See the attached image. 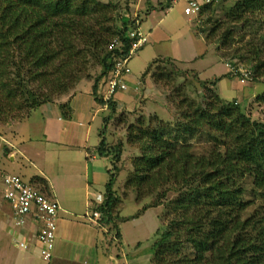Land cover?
<instances>
[{
	"label": "trees",
	"instance_id": "16d2710c",
	"mask_svg": "<svg viewBox=\"0 0 264 264\" xmlns=\"http://www.w3.org/2000/svg\"><path fill=\"white\" fill-rule=\"evenodd\" d=\"M221 1L227 0L202 5L197 17L213 14ZM230 1L224 13L226 23L244 29L243 36L248 34L250 39L234 46L231 40L222 41L219 48L228 51L223 55L230 54L228 64L233 70L221 77L240 76V66L231 59L246 56L253 67L245 68V72L255 81L264 77V0ZM146 3L145 15L169 7L171 0ZM127 5L131 8L128 1ZM115 7L100 0H0V123L29 117L53 96L66 94L88 77L96 106L106 105L108 112L96 146L98 156L108 160V178L102 202L92 204L91 209L100 213L102 225L111 227L115 244L121 245L120 222L160 206L156 200L140 203L148 195L155 197L153 189L160 182L176 190L175 196L166 198L160 207L178 214L167 224H160L144 241L152 253V264H264V208L260 212L256 209L259 214L242 217L247 207L243 201L244 177L253 181V195L264 199V121L252 120L236 101L223 100L216 89L217 79H201L197 71L188 73L200 85L201 102L187 94V87L192 85L187 80L180 87H172L167 96L179 112L174 123L155 113L139 115L127 123L126 142L140 154L130 160L132 170L125 179L123 194L132 190L140 207L129 216H121L119 209L118 214L115 212L122 200L115 189L122 142L109 145L104 134L109 120L125 125L127 114L133 110L115 116L116 99L103 97L113 56L128 52L131 38L127 34L138 28L142 18L133 16L132 9L130 14L112 18ZM221 34L231 38L232 32L223 30ZM113 39L122 46L110 49ZM161 58L162 65L158 59L149 63L140 76V85L147 76L166 87L175 80L181 71L166 67L175 66V59ZM95 65L98 72L91 77ZM254 102L264 104V91L256 94ZM70 103V98L57 103L65 119L72 117ZM200 141L209 145L203 153L195 154L193 147ZM46 183L38 175L29 180L42 192L48 191Z\"/></svg>",
	"mask_w": 264,
	"mask_h": 264
},
{
	"label": "rangeland",
	"instance_id": "374dc122",
	"mask_svg": "<svg viewBox=\"0 0 264 264\" xmlns=\"http://www.w3.org/2000/svg\"><path fill=\"white\" fill-rule=\"evenodd\" d=\"M100 1L111 2L116 5L112 18L126 13L130 14L132 9V15L134 16V14H136V17H142L143 20L145 14L144 10H141L142 6H146L147 8L146 0H127L128 3L131 4V8L127 5L126 0ZM230 6V0L221 1L214 6L215 11L213 14L195 17L185 15L183 13L182 2H178L171 7L172 9L170 11L165 12L164 10L157 9L146 17L148 20L144 19V22L142 23L143 26L146 28L150 27L155 34V38L150 40L148 44L143 47L144 49L142 48L143 50H140L141 52L138 51L139 54L137 53L131 57L129 67L134 78L138 79L139 76H141V73H143L149 63L154 59H158V63L161 64L163 60L161 57L175 59V66L170 67L167 65L166 67H168L170 71L177 72L179 69L178 71L181 72L176 73V78L169 87L164 86L163 82L155 83L152 81L150 76H147L148 78H145L144 83H141V85L140 83L138 84L136 92L133 94L131 92H127L128 95L126 98L119 100V106L117 107V113L115 116L118 115L120 111H127L126 109L133 110L132 113L127 114L126 124H117L115 120L108 121L104 134L107 142L109 145H115L118 142H122V154L120 156V158H122V162L117 164L119 171L115 182V189L118 197L119 199L122 198L120 205L117 206V209H115L117 214L118 209L122 215H129L134 213L140 207L134 200V192L132 190H128L126 195L123 194L125 179L127 174L132 170L130 160L135 155L140 154L137 148L130 146V144L128 145L126 142V125L130 121L134 122L136 117L139 115L146 116L154 113L160 119L174 123L179 116V112L177 111L175 105L166 99L167 96L170 97L172 87H180V85H183L185 80L192 84L187 87V94L195 101L201 102L203 92L200 85L195 81L191 74L188 73V71H197L201 79H217L216 89L223 100L236 101L240 109L245 110L252 120L264 121V104H257L254 102L256 94H260L264 91V77H259L255 81H250L249 78L242 75L221 77V75L227 71L228 68L225 64H228V60L231 57L230 54L227 56L223 55L228 52L226 49L219 48V45H222V41L224 42V39L229 41L231 40L232 46H234L236 43L248 42L250 39L248 34L243 36L244 29H239L226 23L227 19L224 13ZM203 30H205V32L200 34L199 32H202ZM223 30H229L232 32L231 38L228 36L223 37L226 36L221 34ZM261 31L262 30H260V32ZM206 35L208 36L207 40L204 38ZM241 37L242 40H240ZM245 57L246 56H244V59H231V62L239 65V68L243 67L250 69V67H253L252 63H249V59H245ZM93 71L94 72H92L91 77L98 72V66L95 65V67H93ZM87 78L88 77L82 78L80 82H78L73 89L71 88V90H69L66 94L53 96V100L51 102L42 104L38 109L31 112L30 116L35 113L32 118L28 119L27 117L21 121L14 119L8 124L0 123V165L3 170L7 172V174H19L25 181H29V179L35 176L34 173L37 166L49 172L47 163L39 159L35 153L32 155H26V157L20 154V158L16 156L15 161H10L8 159V155L10 151L14 150V148L10 147V149L8 147L9 143H6L12 141L17 147L23 148L25 145L19 143L20 139L15 133H18L21 138L22 134L28 136L29 134L27 132L32 133L30 128H34L35 130L40 123L37 118V113L41 112V116L43 118H47V113L45 112L46 109H58L57 103L62 101V99L71 92L80 91L83 97L88 99L85 94L88 90H90L91 81L87 80ZM107 113L108 112L106 111H104V114L103 112H100L96 117L94 122L95 125L93 127L94 136L92 135V141H95L96 139V142L99 143V132L103 127V117ZM32 123L36 125L34 126ZM36 131L37 129L35 130V133L38 132ZM23 138H33V141L28 145L30 148H36V146L43 147L42 142L34 141L35 137L33 135H31V137L24 136ZM208 145L206 142L200 141L194 145L193 151L195 154L203 153V151L207 149ZM16 154L19 155L18 153ZM95 155H98L97 152H94L93 156ZM102 159L105 161V157H102ZM46 182L49 186L48 181ZM59 182H63V179H60ZM242 185H244V188L246 189L243 201L247 204L246 210L242 214L244 219L254 213L259 214L260 208H264V199L253 195L251 190L253 181L250 177H244ZM1 186L2 183L0 178V264H28L21 260L22 251L26 249L20 247L18 242L27 240L30 235L36 234L38 226L36 224H26L20 228L23 231L26 230V234L22 233L20 235H16L14 233L7 232L5 226L13 227L14 223L10 214L8 216V211H5L7 206L1 195L3 193V187L1 188ZM175 191L176 190L172 189L171 184H167V186H165L159 182L158 186L153 189L155 197H153L154 194L152 197L148 195L143 198L140 203L144 204L149 201V204H151L152 200H156L161 203V206L164 204L166 198L172 199V197L175 196ZM98 194L102 195L101 193H97L94 199H96ZM157 194L159 196H157ZM160 208L161 224H167L171 218L178 214H169L166 209L162 207ZM90 209L85 211V213H89ZM256 209H258L259 212H257ZM86 214L83 215V219L91 224H94L86 217ZM109 229L111 230V227ZM111 241H113V239L109 240V242ZM34 263L42 264L43 262L40 258H34Z\"/></svg>",
	"mask_w": 264,
	"mask_h": 264
},
{
	"label": "crops",
	"instance_id": "0c3cea01",
	"mask_svg": "<svg viewBox=\"0 0 264 264\" xmlns=\"http://www.w3.org/2000/svg\"><path fill=\"white\" fill-rule=\"evenodd\" d=\"M148 1L156 5L157 2L163 0ZM157 9L168 12L172 8H156L146 14L143 20L140 19L141 22H139L138 27L142 33L148 34L149 41L155 38V34L150 27L146 28L142 23L149 14ZM141 10H145V6H142ZM126 83L127 90L118 93L115 97L117 107L119 100L126 98L127 92L132 94L136 92L140 83V76L135 79L130 72ZM85 96L88 99H85L80 91H74L63 98L64 100L70 98L72 117L69 119L60 116L58 109L47 108L45 111L47 118H43L41 112H38L37 118L40 123L36 128L37 133H35L36 129L34 130V128H30L32 133L27 132L28 136L22 134V138L19 137L18 133H15L20 139L19 143L25 145L23 148L17 147L12 141L6 143H9V148H14L8 155L10 161H15L16 156L20 158L21 155L26 157V155L35 153L39 159L47 163L49 172L37 166L34 175L41 176L48 181V191L44 193L57 200L60 206L51 259L49 261L42 260L37 247L31 241L30 247L22 251L21 260L28 264H36L34 258H40L42 264H152V253L144 241L161 224L160 206L150 207L141 216L120 222L118 232L121 245L115 244L116 235L112 234L107 226L101 223L98 225L91 224L83 219V215L86 214L85 211L89 210L92 204H95V195L97 193L103 195L104 185L108 178L106 172L108 160L106 157L104 161L101 156H93L98 143L96 139L92 141L94 122L98 114L100 112L104 114V111L96 106L91 94V87ZM33 115L29 116L28 119L32 118ZM31 135L35 137L34 141L42 142L44 148L37 146L30 148L28 145L33 141V138L24 139L23 137H31ZM6 173L0 165V178L2 174ZM17 175L22 178L21 175ZM60 179H63V182H59ZM23 181L29 183L24 179ZM6 206L5 211H8L9 216L10 209L7 203ZM120 215L129 216L131 214L122 215L120 212ZM5 229L8 233L16 235L27 233L26 230L18 229L14 225L13 227L5 226ZM111 239L113 241L109 242ZM28 240H33L31 235Z\"/></svg>",
	"mask_w": 264,
	"mask_h": 264
},
{
	"label": "built area",
	"instance_id": "2783aa9c",
	"mask_svg": "<svg viewBox=\"0 0 264 264\" xmlns=\"http://www.w3.org/2000/svg\"><path fill=\"white\" fill-rule=\"evenodd\" d=\"M216 1L218 0H171V4L182 2L185 15L197 16L202 5H208ZM128 37L131 38L128 52L120 57L113 56L114 64L107 80L104 100L127 90L126 79L131 72L129 61L148 40L147 36L139 29L129 32ZM121 46V42L117 39H113L109 44L110 49L120 48ZM238 71L242 76L250 78L249 73L245 72V68H238ZM106 107L104 105L103 109ZM1 183L3 187L2 197L9 206L13 225L20 229L26 224H36L38 230L36 234L31 235L32 241L37 247L41 259L49 261L54 249L58 210L60 209L57 200L24 182L18 175L2 174ZM94 200L96 204L101 203L102 195L98 194ZM86 217L94 224H100V213L98 211L92 210L86 214ZM30 243L31 240L27 239L20 241L18 245L23 249H28Z\"/></svg>",
	"mask_w": 264,
	"mask_h": 264
},
{
	"label": "clouds",
	"instance_id": "9594fccd",
	"mask_svg": "<svg viewBox=\"0 0 264 264\" xmlns=\"http://www.w3.org/2000/svg\"><path fill=\"white\" fill-rule=\"evenodd\" d=\"M216 2H217V1H216ZM172 6H173V4H170L169 7H164V8H170V7H172ZM164 8H163V9H164ZM195 17H197V16H195ZM137 29H139V27H138ZM135 30H136V29H135ZM139 30H140V29H139ZM132 31H134V30H132ZM130 32H131V31H130ZM128 33H129V32H128ZM144 34L147 36V39H148L147 42L145 43V45H146V44L148 43V41H149V37H148V34H147V33H144ZM127 36H128V34H127ZM128 38H129V37H128ZM145 45H144V46H145ZM144 46H143V47H144ZM143 47H142V48H143ZM142 48H140L138 51H140ZM138 51H137L134 55H136V54L138 53ZM226 65H227L228 71H229V69H230L229 72H231V71L233 70V69H232V66H230L229 64H226ZM242 68H243V67H242ZM251 79H252V78H249L250 81H251ZM125 91H126V90H125ZM123 92H124V91H123ZM119 93H120V92H119ZM117 94H118V93H117ZM117 94H116V95H117ZM116 95L114 96V98L116 97ZM100 108H102V111H106V110H107V109H106L107 107H106L105 109H103V107H100ZM102 198H103V197H102ZM94 202H95V200H94ZM95 204H96V202H95ZM90 211H92V209H90Z\"/></svg>",
	"mask_w": 264,
	"mask_h": 264
}]
</instances>
